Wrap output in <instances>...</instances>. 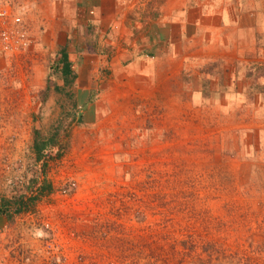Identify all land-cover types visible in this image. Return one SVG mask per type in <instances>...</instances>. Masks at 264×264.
<instances>
[{"label":"rangeland","instance_id":"rangeland-1","mask_svg":"<svg viewBox=\"0 0 264 264\" xmlns=\"http://www.w3.org/2000/svg\"><path fill=\"white\" fill-rule=\"evenodd\" d=\"M248 3L261 17L255 50L232 76L211 71L210 100L181 112L140 101L86 125L49 47L37 46V71L0 55V200L24 205L0 215V264H264V0ZM35 78L45 85L22 113ZM34 131L47 141L38 158Z\"/></svg>","mask_w":264,"mask_h":264},{"label":"crops","instance_id":"crops-1","mask_svg":"<svg viewBox=\"0 0 264 264\" xmlns=\"http://www.w3.org/2000/svg\"><path fill=\"white\" fill-rule=\"evenodd\" d=\"M13 2L29 11L23 23L31 47L17 57L20 65L40 68L37 46L49 47L55 57L64 53L71 69H78L71 81L78 89L64 99L91 126L125 110L136 113L135 102L149 108L161 102L165 110L181 112L185 101L210 100L206 85L216 86L220 78L211 71L232 76L235 63L255 50L261 20L248 0H0V5L10 3L19 12ZM43 85L31 81L21 112L29 113Z\"/></svg>","mask_w":264,"mask_h":264},{"label":"built area","instance_id":"built-area-1","mask_svg":"<svg viewBox=\"0 0 264 264\" xmlns=\"http://www.w3.org/2000/svg\"><path fill=\"white\" fill-rule=\"evenodd\" d=\"M30 41V34L23 23L21 13L16 11L10 3L0 5V52L9 58L21 56L28 51ZM71 185L75 186V183L72 182ZM55 193L65 198L69 190L61 186L58 191L55 190ZM36 211H38L37 206L34 208V212ZM28 212L29 210L25 213L28 215ZM23 254L24 252L15 254L19 263H22L21 260L24 259ZM24 256L26 257V254Z\"/></svg>","mask_w":264,"mask_h":264},{"label":"trees","instance_id":"trees-1","mask_svg":"<svg viewBox=\"0 0 264 264\" xmlns=\"http://www.w3.org/2000/svg\"><path fill=\"white\" fill-rule=\"evenodd\" d=\"M53 69V72L59 74L62 77L63 86L67 87L71 85V81L73 78L76 77V74H74L73 70L71 69L70 64L67 62L66 57L64 56V53L57 54L55 63L51 66ZM49 83L47 84L45 91H48ZM54 88H58V86H53ZM46 97L43 98V101H45ZM54 134L51 137V141H54L55 139ZM47 141L41 139V136L37 131H34V139H33V150L35 151L37 158L43 151V149L46 147ZM50 189V185H43L40 190L48 191ZM34 197L30 198V201L34 200ZM24 209V205L21 198H16L14 200H7V199H1L0 200V215H5L7 217H10L13 213H19Z\"/></svg>","mask_w":264,"mask_h":264}]
</instances>
